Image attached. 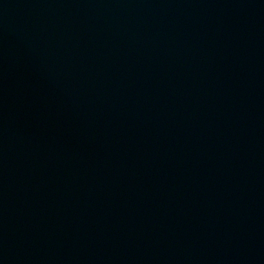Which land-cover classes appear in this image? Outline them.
<instances>
[{"label": "water", "instance_id": "obj_1", "mask_svg": "<svg viewBox=\"0 0 264 264\" xmlns=\"http://www.w3.org/2000/svg\"><path fill=\"white\" fill-rule=\"evenodd\" d=\"M0 264H264V0H0Z\"/></svg>", "mask_w": 264, "mask_h": 264}]
</instances>
